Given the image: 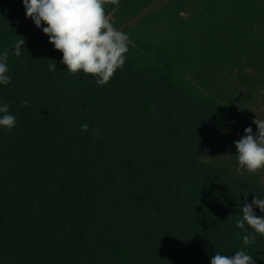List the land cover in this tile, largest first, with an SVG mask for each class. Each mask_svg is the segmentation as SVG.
<instances>
[{
  "label": "trees",
  "instance_id": "1",
  "mask_svg": "<svg viewBox=\"0 0 264 264\" xmlns=\"http://www.w3.org/2000/svg\"><path fill=\"white\" fill-rule=\"evenodd\" d=\"M154 1L105 0L144 52L97 85L60 63L21 0H0L11 77L0 99L16 116L0 127V264H208L241 248L264 264V235L245 245L235 225L264 191L191 142L235 152L244 127L256 131L217 86L264 55V0H164L127 22ZM151 24L164 31L154 38Z\"/></svg>",
  "mask_w": 264,
  "mask_h": 264
},
{
  "label": "clouds",
  "instance_id": "2",
  "mask_svg": "<svg viewBox=\"0 0 264 264\" xmlns=\"http://www.w3.org/2000/svg\"><path fill=\"white\" fill-rule=\"evenodd\" d=\"M111 2L117 4L118 0ZM21 3L25 16L31 17L34 24L47 34L52 46L62 53L60 63L65 64L69 72L81 70L92 74L95 83L101 85L108 82L114 70L123 65L129 36L116 28L106 16L105 0H21ZM24 43V39H17L12 53L19 55ZM8 55L7 49L0 50V85L7 84L11 79L8 75ZM56 67L55 63L47 65L49 71H54ZM20 103L27 104L28 101L21 100ZM8 108V103L0 99V127L11 129L16 124V116ZM256 115L253 117L256 131L253 132L251 125L245 126L243 134L233 141L238 169L243 167L249 172L264 168V118L257 119ZM79 127L89 129L87 123H81ZM247 194L244 193L245 197ZM254 206L264 213V197L254 193L251 202L245 199L239 205L240 218L235 221L236 227L245 229V234L240 237L245 245L255 234L264 235V215H257ZM246 226L252 232H248ZM208 264H256V261L252 254L241 248L231 255L215 251Z\"/></svg>",
  "mask_w": 264,
  "mask_h": 264
},
{
  "label": "rangeland",
  "instance_id": "3",
  "mask_svg": "<svg viewBox=\"0 0 264 264\" xmlns=\"http://www.w3.org/2000/svg\"><path fill=\"white\" fill-rule=\"evenodd\" d=\"M163 1L164 0H155L149 6L141 9L138 15L127 22H135L138 17L148 10L160 5ZM179 13L184 15L185 11L180 10ZM106 16L116 28L128 33L129 44L128 51L125 55L136 57L140 54V51L144 52L131 37V31L134 29V25L122 24L113 15ZM260 29L264 34V28L260 27ZM158 30L164 31L160 24H151L145 27V32L154 38L155 34L158 35ZM44 38L48 40L47 34H45ZM225 74L224 78L218 80L219 84L217 88L218 92L224 96L226 104L233 106L252 120L256 114L257 119L264 118V55L261 58L257 55L252 62L243 65L239 70H234L231 73ZM151 115L156 120H159V114L155 109L152 110ZM191 142H194L193 144L196 145L197 150L200 152L198 157L204 162L223 168L233 176L254 182L264 191V168L257 169L255 172H249L243 167L238 169L235 152L212 147L200 140L191 139Z\"/></svg>",
  "mask_w": 264,
  "mask_h": 264
}]
</instances>
